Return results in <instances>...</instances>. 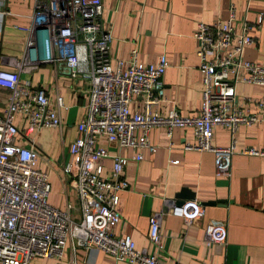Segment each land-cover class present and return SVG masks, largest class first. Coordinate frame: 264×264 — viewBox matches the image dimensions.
I'll return each instance as SVG.
<instances>
[{
  "label": "built area",
  "instance_id": "1",
  "mask_svg": "<svg viewBox=\"0 0 264 264\" xmlns=\"http://www.w3.org/2000/svg\"><path fill=\"white\" fill-rule=\"evenodd\" d=\"M101 10V0H33L31 26L22 29L28 37L16 64L17 70L38 65H50L58 71L63 68L71 78L86 85L85 114L76 125L77 135L68 147L69 160L62 167L75 192L77 220L70 216L71 204L59 210L47 202L49 183L47 175L35 168L37 152L14 142L16 115L25 119L28 134L42 128H59V110L65 107L59 98L50 107L42 90L20 82L17 73L0 71V88L8 92L0 114V264H28L33 258L59 259L65 249L73 254L94 249L128 264H163L155 253L160 248L163 212L147 219L146 238L154 249L152 253L137 250L127 236L113 234L119 221L115 211L118 193L128 190L120 176L128 159L109 155L98 145L99 140L134 152L130 160L138 163L142 150L155 152L148 140L152 128H163L168 137L173 129H190L193 143L185 149L211 153L214 175L228 179L237 128L264 123V96L254 102L258 115L242 111L237 103L236 85L264 88V65L242 60L243 49L254 40L245 33L247 25L240 32L234 31L231 6L225 21L195 26L193 38L198 44L195 55L202 89L199 110L192 117L181 116L176 109L165 114L158 110L163 101L161 77L167 68L164 56L141 64L132 48L124 68L122 61H115L111 68V36L99 22ZM260 21L261 17L256 27ZM208 54L211 60H207ZM132 103L139 110L130 112ZM216 127L229 132L231 141L225 148L210 144ZM241 153L264 157V149H244ZM107 158L112 166L109 175L103 177L99 163ZM165 206V213L185 221L203 215V208L194 201ZM204 236L206 245L223 244L225 228L208 224Z\"/></svg>",
  "mask_w": 264,
  "mask_h": 264
},
{
  "label": "crops",
  "instance_id": "2",
  "mask_svg": "<svg viewBox=\"0 0 264 264\" xmlns=\"http://www.w3.org/2000/svg\"><path fill=\"white\" fill-rule=\"evenodd\" d=\"M230 6L234 31L240 32L247 25L245 33L254 40L243 49L242 60L264 65V0H101L99 22L111 36V68L115 61H122L124 68L132 48L141 64L164 56L167 68L161 77L163 101L159 112L176 109L181 116L196 115L202 87L195 55L198 44L193 38L195 26L225 21ZM32 7L33 0H0V71L17 73L20 82L45 93L50 107L59 98L65 109L59 110V128H42L28 134L25 119L16 115L14 142L37 152L35 168L47 175L49 183L47 202L59 210L71 204L70 216L77 220L75 192L62 167L69 160L68 147L77 135L76 125L85 114L86 85L71 78L63 68L58 71L50 65L17 70L28 37L22 29L31 26ZM211 58L208 54L207 60ZM235 95L242 111L258 115L254 102L263 98V87L238 84ZM7 97V90L0 88V114ZM139 108L129 105L130 112ZM233 139L235 153L230 159L228 179L214 175L211 153L185 149L193 143L190 129H173L168 137L163 128H152L148 140L155 152L142 150L138 163L130 160L134 152L100 139L98 145L109 155L128 159L120 174L128 190L118 193L115 211L119 221L113 234L127 236L137 250L152 253L154 249L146 238L147 219L160 211V248L155 253L163 264H264V157L241 153L244 149H264V123L239 126ZM230 141L229 132L216 127L210 144L225 148ZM99 165L102 176L107 177L111 160L103 159ZM189 201L203 208L200 218L185 221L164 212L165 203L176 206ZM208 224L224 226L223 244L206 245L204 229ZM72 260L75 264H128L94 249L74 254L65 249L59 259L33 258L28 264H68Z\"/></svg>",
  "mask_w": 264,
  "mask_h": 264
},
{
  "label": "water",
  "instance_id": "3",
  "mask_svg": "<svg viewBox=\"0 0 264 264\" xmlns=\"http://www.w3.org/2000/svg\"><path fill=\"white\" fill-rule=\"evenodd\" d=\"M178 197H179V198H181V197H182L181 193L178 195ZM189 198H191V197H189ZM181 204H182V203H179V202H178V203H176V205H177V206H179V205H181Z\"/></svg>",
  "mask_w": 264,
  "mask_h": 264
}]
</instances>
